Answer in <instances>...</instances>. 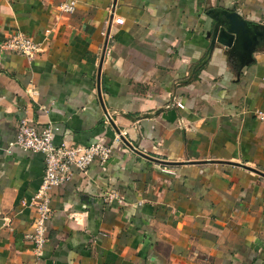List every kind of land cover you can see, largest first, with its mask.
<instances>
[{
    "label": "crops",
    "instance_id": "crops-1",
    "mask_svg": "<svg viewBox=\"0 0 264 264\" xmlns=\"http://www.w3.org/2000/svg\"><path fill=\"white\" fill-rule=\"evenodd\" d=\"M212 9L264 24V0H0V43L45 46L0 47V264H264V49L242 71L217 49L196 69ZM23 119L113 148L52 190L40 258L27 204L46 165L10 146Z\"/></svg>",
    "mask_w": 264,
    "mask_h": 264
},
{
    "label": "built area",
    "instance_id": "built-area-1",
    "mask_svg": "<svg viewBox=\"0 0 264 264\" xmlns=\"http://www.w3.org/2000/svg\"><path fill=\"white\" fill-rule=\"evenodd\" d=\"M59 11L66 16L72 15L76 12V3L73 1L64 3L59 7ZM117 23L123 24V20H118ZM0 47L5 52L20 54L31 60L45 51L42 43L36 42L20 31L10 34L0 43ZM173 105L184 108V105L177 101H174ZM257 117L264 123V111H258ZM116 140L118 143L122 142L120 136ZM10 146L19 147L29 153L42 154L45 157L46 166L42 184L35 198L27 204L36 213L33 231L28 238L33 243V255L40 258L47 242L46 223L52 215V190L70 181L74 176V169L85 174L93 163H107L112 157L113 148L101 141L90 146L68 142L56 144L52 126L38 125L27 119L20 121L16 138ZM108 197L113 199L114 195ZM70 217L74 221L82 218L79 213H72Z\"/></svg>",
    "mask_w": 264,
    "mask_h": 264
},
{
    "label": "water",
    "instance_id": "water-1",
    "mask_svg": "<svg viewBox=\"0 0 264 264\" xmlns=\"http://www.w3.org/2000/svg\"><path fill=\"white\" fill-rule=\"evenodd\" d=\"M208 16L212 20L211 41L207 57L196 69L202 66L216 49L224 52L240 71L252 64L254 54L264 49V24L246 19L236 9H212ZM117 132L120 133L118 129ZM122 140L129 145L124 138ZM2 225L3 221L0 220V227Z\"/></svg>",
    "mask_w": 264,
    "mask_h": 264
}]
</instances>
